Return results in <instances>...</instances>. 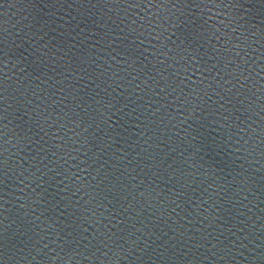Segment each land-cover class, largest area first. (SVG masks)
I'll use <instances>...</instances> for the list:
<instances>
[{
	"label": "snow or ice",
	"instance_id": "snow-or-ice-1",
	"mask_svg": "<svg viewBox=\"0 0 264 264\" xmlns=\"http://www.w3.org/2000/svg\"><path fill=\"white\" fill-rule=\"evenodd\" d=\"M104 2L116 7L127 6L125 11L128 8L157 9L150 15L139 16V23L136 18L129 22L127 16L119 19L116 27L120 32L124 33L120 25L128 28L126 35L117 37L125 47L119 52L113 49L116 55L112 59L118 65L120 60L123 61L119 72L107 65L93 75L83 65L90 62L99 68L96 60L79 58L74 61L95 85L91 93L87 91V85L80 88L78 81L69 83L73 73L79 76L76 69L63 75L62 80H41L37 75L36 80L40 83L35 87H45L41 92L33 89L31 96L34 99L26 101L28 108L19 116L24 121V115H28L29 119L24 121L27 127L18 125L19 131L14 132L7 131L9 121L7 109L3 106L4 85L0 83V264H39L37 256L44 264H49V261L54 264H89L95 256L92 249L101 253V247L107 249L103 253L105 256L111 253L121 264L129 261L143 264V255H147L149 249L159 264H205V261L211 264L212 259L225 264L229 258L235 260L237 255L246 260L244 252L249 249L251 233L244 235L248 231L244 227L236 232L229 229V236L218 232L213 237L208 232L199 237L194 233L182 239L183 231L170 237L168 232L150 229L151 221L144 212L153 208V216L156 211L161 217L166 211L179 216L177 209L182 205L186 209L195 205V217L186 211L188 223L203 225L205 221L220 220L219 212L231 215L235 205L230 193L238 195L249 191L253 178L243 163L236 171L227 162H218L212 157H219L222 153H243L237 159L248 162L251 157L250 165L264 162V84L256 79L258 72L253 74L257 66L264 71V0ZM171 29L175 31L170 32ZM176 32L179 36L173 40ZM145 35L152 45L155 64L148 62L147 49L142 50ZM3 53L4 49L0 47V54ZM257 61L261 63L257 65ZM173 65L175 69L165 75ZM193 66L201 73L199 80L188 75L179 78L181 69L187 73ZM109 72H112L111 76ZM121 72L125 75L121 76ZM101 77H106L101 81L105 85L103 88L96 83ZM83 78L80 76L81 80ZM108 80L117 88L121 87L117 81L127 85L139 81L135 88L141 92L147 89L153 97H159L150 101L148 107L154 110L148 115L153 119L143 126L150 130L152 124L163 125L169 132L178 129L175 139L179 144L169 143L173 141L172 136L161 139L149 135L145 139L147 147L137 153L136 159H127L115 152L109 157L111 125H108V131L101 125L108 124L104 113L114 108V101L118 100L113 96L116 89L108 84ZM119 95L127 103L135 104L123 93ZM137 99L142 100L143 97L138 96ZM160 100L165 103L161 105ZM173 104L177 105L174 110ZM143 107L140 104L132 109L137 112V120L145 114L138 111ZM162 109L163 114L157 117ZM257 119L259 124L253 127ZM193 123H198V127L194 129ZM217 126V136L200 131L208 127L216 132ZM179 131L184 132L183 138ZM9 135L14 137L17 145L24 144L31 153L23 161V164L33 161L27 168L21 163L13 166L11 160L4 156L7 149L3 145L10 143ZM180 145L186 147L181 148ZM205 156L210 157V161H205ZM141 163L148 172L141 168L144 178L137 183L140 173L136 168ZM133 164L136 167H132ZM130 167L131 171H128ZM225 167L229 168L228 172H225ZM13 177L24 199L20 205L22 215L12 220L21 237L19 247L12 242L8 235L10 229L5 225V220L9 219L5 215L9 203L6 196L11 195L5 189ZM260 180L261 189H264V175ZM197 193L200 195L193 200L192 196ZM73 197L78 198L73 201ZM61 204H64V209H61ZM165 204L170 207L165 208ZM68 208L72 209L70 213ZM127 218L135 222L129 226ZM224 223L226 225L227 220ZM92 225L96 228L90 239L88 228ZM117 225L124 226L117 230ZM212 239L216 244H212ZM9 247L19 253L18 258L15 253L7 254ZM200 249L204 251L196 255ZM233 249L237 251L233 252ZM259 256L261 264H264V243L260 244ZM149 259L153 257L149 255Z\"/></svg>",
	"mask_w": 264,
	"mask_h": 264
},
{
	"label": "water",
	"instance_id": "water-1",
	"mask_svg": "<svg viewBox=\"0 0 264 264\" xmlns=\"http://www.w3.org/2000/svg\"><path fill=\"white\" fill-rule=\"evenodd\" d=\"M248 5L246 4L245 7ZM127 6L116 7L114 5L105 3L104 0H60V2H55V0H0V47L4 49V53L0 54V83L4 85L3 94L5 100L3 106L7 109L6 115L8 118V129L9 132L19 131L18 125H23L24 121L29 119L28 115H24V121L19 119V116L24 114L25 110L28 108L26 101L28 99H34L31 96L33 89L37 92H41L45 87L41 85V88H36V84L40 81L36 80V76L39 75L41 80L51 78L53 80H62L63 75H66L76 69L79 72V76L73 73V78H70L69 83H78V87L83 88L87 85V91L91 93L95 90V85L91 83L90 77L85 75L80 71V66L78 63L74 62L79 58H90V60H96L99 64V68L96 65L88 64L83 65L87 68L89 73L93 75L97 74L100 70H103L107 65L112 66V70L119 72L120 66L123 61L120 60V65L116 63V60L112 59V56L116 55L113 49L119 52L120 49L125 47L124 44L117 39L120 35H126L128 33V28L124 25L120 27L124 28V33H121L116 24L119 23V19H123L125 16L128 17L129 22L131 19L136 18L139 23V16L150 15L157 11L156 8L148 9H130L127 11L124 9ZM163 11V9H161ZM258 19V17H257ZM115 21L116 23H113ZM175 31L171 29L170 32ZM105 33H110L106 36ZM179 36V32L172 36L173 40ZM131 37L129 38V41ZM177 43L179 41L177 40ZM111 45V47H110ZM172 47V45H170ZM255 47V45H254ZM147 49L145 55L148 57V62L150 64H155L156 61L152 58V45L149 43V38L147 35L144 37V44L142 50ZM259 53H257L258 55ZM122 55V53H121ZM251 55V53H250ZM116 59L119 60L120 56L117 55ZM261 62L257 61V65ZM173 65L172 69H168L165 75L170 73L175 69ZM259 73L256 79L260 84H264V71H261L260 67L257 66L253 69V74ZM135 74V73H134ZM154 74V73H153ZM109 76L112 72L108 73ZM121 76L125 73L121 72ZM185 75H188L193 80H199L201 78V73L193 68H190L187 73L180 70V79H183ZM80 76L84 78L81 80ZM143 75L141 79H143ZM106 77H101L96 83L100 84L103 88L105 85L101 82ZM121 83V87L117 88L116 85L108 80V84L112 85L116 91L113 96L117 97L118 102L114 101L115 107L111 108L109 111L104 113V119L108 121V124H102L101 127L106 131L109 130L108 125H111V135L112 139L108 141L112 145L108 156L110 157L113 152L126 156L127 159H136L137 153L141 151L142 148H146L145 139L147 136H157L161 139H166L167 136H172L173 141L169 143L179 144V140L175 139L178 129H171L169 132L163 127V125H150V130L144 128V124L148 123L149 120L153 119L148 115L150 111L154 109H149V103L152 99H159V97H153L152 93L145 89L141 92L140 89L135 88V83L133 85H127L126 83ZM143 87V85H142ZM111 91V88L108 89ZM188 90L187 88L185 89ZM255 90V89H254ZM123 93L124 97H128L135 101L133 103H127V100L121 97L119 94ZM103 95V93H102ZM142 96V100H138L137 97ZM172 99V98H169ZM216 97H213L215 100ZM127 103V107L125 104ZM164 100H160V104L163 105ZM142 104L144 107L138 109L139 112L145 113L140 116L137 120V112H133L132 109L137 105ZM160 105H157L159 107ZM177 105L173 104V110ZM103 110V109H102ZM243 111V109H241ZM163 114V109L161 113L157 114V117ZM110 117V119H109ZM211 119V118H209ZM175 123V121H173ZM259 124V120L253 124V127ZM198 123H193V128H197ZM201 132L209 136H217L219 133V128L217 126V131L213 132L211 128L205 127L200 129ZM259 131V128H257ZM195 134V133H194ZM103 135V133H101ZM179 136L184 137V132L179 131ZM199 139V136H197ZM10 143L4 144L3 147L7 149L4 152V156L9 158L15 166L17 163L23 164V161L28 158L31 154L29 153L27 147L24 144L17 145L14 137L12 135L8 136ZM163 148V144L160 145ZM181 148L186 147V145H180ZM163 155V153H162ZM178 155V153H177ZM243 153H236L224 155L223 153L219 157H212L219 161H225L232 165L236 171H239L238 165L243 163L244 168L247 170L248 175L253 178L249 185V191L239 192L238 195H233L230 193L234 207L231 209V215H227L224 212H219L221 217L220 220L209 223L205 221L203 225L201 224H189V216L186 215V211L191 212L192 216H196L195 205L192 208H187L182 205V208L177 209L179 216L166 211L164 216L161 217L159 211H156L155 216L152 215L153 208H147L144 212V216H147L151 221L149 223V228L154 231L159 232L163 230L168 232L169 236L179 235L183 231L184 236L182 239H187L193 236L195 233L198 237L202 235H207L208 232L212 233L215 237L218 232H223L224 236H229V229L232 232H236L241 227L246 230L244 235H249L251 233V243L249 244V249L244 252V256L247 259H243L240 256H236L235 260L229 258L225 264H261V258L259 256L260 244L264 243V189H261L260 177L264 175V162L262 163H251V157L249 161L246 162L242 158L237 159V157H242ZM257 158H259V152L257 151ZM125 159V163L127 162ZM205 161H210V157L205 156ZM171 162V161H169ZM234 162V163H233ZM33 161L29 160L27 164H23L25 168ZM207 166V164L205 165ZM223 167V164L220 165ZM123 167V164L120 165ZM132 167H136L135 164ZM141 168L144 172H148V168L145 167L144 163L140 164V167L136 168V172L140 173L137 176V183L144 178V172H141ZM259 169V171H256ZM225 172L229 171V168L225 167ZM19 171V168H17ZM131 171V167L128 169ZM135 174V173H134ZM231 179V177H229ZM8 188L5 189L6 192H10V197L6 196L9 203L6 205L8 211L5 213L9 219L5 220V225L9 227L10 231L8 235L11 237L12 242L19 247V241L21 237L18 235L17 226L12 223L18 215H22V210L20 205L24 203L22 194L18 190L16 183V178L13 177L8 182ZM161 188L163 185L161 184ZM27 191V190H26ZM200 194L192 196L193 200H197ZM247 196L245 200L244 197ZM78 197H73L75 201ZM86 199V197H85ZM207 199V197H204ZM211 204V201H209ZM61 209H64V204H61ZM165 208L170 206L165 204ZM203 207V205H201ZM39 212L40 209L37 208ZM71 208L67 209L70 213ZM43 219V218H42ZM121 219H125L121 217ZM227 220L225 225L224 221ZM167 221V224L164 223ZM135 221L127 218V225H131ZM148 223V221H145ZM243 222V223H241ZM115 224V221H113ZM153 225H156L153 228ZM43 226V225H42ZM87 226V225H85ZM124 225H117V230ZM136 227L139 228L140 224L137 223ZM95 225L88 228V235L91 239L94 235ZM199 229V232H197ZM211 239V237H209ZM95 244L96 241L93 240ZM212 244H216V240L212 239ZM211 245H209L210 247ZM127 247V245H126ZM143 247V246H142ZM153 248L156 245H152ZM27 251V249L25 250ZM95 253L94 258L90 259L89 264H121L117 261L111 253L105 256L103 253L107 252L106 248L101 247V253H96L95 249H92ZM204 249H200L196 255H200ZM237 249H233L236 252ZM16 254L17 258L19 253H16L14 248L9 247L8 255ZM149 255L153 257L152 260L149 259ZM211 259V257H209ZM201 260L204 257L201 256ZM37 261L39 264H44L40 257L37 256ZM49 264H54V262L49 261ZM128 264H133V261H129ZM143 264H159L155 260V254L148 250L147 255H143ZM205 264L207 262L205 261ZM211 264H221L218 260L212 259Z\"/></svg>",
	"mask_w": 264,
	"mask_h": 264
}]
</instances>
